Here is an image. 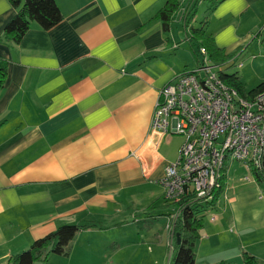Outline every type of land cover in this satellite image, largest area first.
Returning a JSON list of instances; mask_svg holds the SVG:
<instances>
[{"label": "crops", "instance_id": "obj_1", "mask_svg": "<svg viewBox=\"0 0 264 264\" xmlns=\"http://www.w3.org/2000/svg\"><path fill=\"white\" fill-rule=\"evenodd\" d=\"M165 1L55 0L61 22L47 31L32 24L11 44L2 31L14 10L0 0V59L8 63L0 92V264L62 225L96 229L110 208L122 215L141 205L148 220L166 224L176 214L158 183L171 163L160 149L176 134H152L150 122L158 91L195 68L187 63L194 55L184 10L167 42L154 18ZM202 5L205 31L233 55L220 72L240 78L249 67L252 80L263 81L264 0H202L190 26H199ZM225 163L223 190L194 245L195 264L198 253L219 249L227 255L203 264L264 260V184L252 178L245 190L229 187V168L242 163Z\"/></svg>", "mask_w": 264, "mask_h": 264}, {"label": "built area", "instance_id": "obj_2", "mask_svg": "<svg viewBox=\"0 0 264 264\" xmlns=\"http://www.w3.org/2000/svg\"><path fill=\"white\" fill-rule=\"evenodd\" d=\"M200 56L196 69L176 75L158 91L150 122L152 134L183 137L176 160L164 166L158 180L170 203L186 196L211 201L226 161L258 169L264 157V95L239 97L212 71L222 66H210L202 48ZM176 216L166 225L171 240Z\"/></svg>", "mask_w": 264, "mask_h": 264}, {"label": "trees", "instance_id": "obj_3", "mask_svg": "<svg viewBox=\"0 0 264 264\" xmlns=\"http://www.w3.org/2000/svg\"><path fill=\"white\" fill-rule=\"evenodd\" d=\"M14 15L4 26L2 31L3 39L11 44H17L22 36L28 31L32 24H36L41 30L47 31L58 25L62 20V14L55 0H7ZM202 0H187L184 7V0H166L155 14L154 18L160 22L162 33L168 41L170 28L177 18L179 11L184 10L182 21L186 31V39L190 44L196 62L200 63V49H204L211 63L220 66L233 55H225L218 49L212 37L205 31V23L201 22L198 27L190 26L198 4ZM210 2V0H206ZM212 6L210 5L209 9ZM8 63L0 59V92L6 82ZM218 77L227 88L236 92L239 97L252 100L258 95H264V80L254 88L247 89L235 73L218 72ZM264 106V100H263ZM249 174L258 184H264V157L261 160V167L256 169L248 167ZM223 172V170H222ZM224 175L220 178V187L214 191L211 201L195 200L191 196L181 198L175 204L177 216L172 222V236L174 237V248L176 254L172 264H195L194 245L199 239V231L203 227L204 211L212 208L223 190ZM91 226L62 225L54 232L34 240L29 247L11 254L6 264H33L37 261L45 262L48 254L68 255L69 243L82 229ZM176 235H178V243ZM253 258L245 257V263L251 264ZM218 264H225L220 262Z\"/></svg>", "mask_w": 264, "mask_h": 264}, {"label": "rangeland", "instance_id": "obj_4", "mask_svg": "<svg viewBox=\"0 0 264 264\" xmlns=\"http://www.w3.org/2000/svg\"><path fill=\"white\" fill-rule=\"evenodd\" d=\"M205 7L206 6L202 5L198 11L197 17L198 19L201 17V20H197L195 23L197 26L201 21H203L202 17L206 11ZM183 48L188 49L187 43H184ZM193 58L194 60L190 56L187 63L190 65V68L194 67L196 69L198 63L196 62L195 57ZM201 59L202 58L200 56V60ZM240 62L241 61L236 62V65ZM209 65L213 66L214 64L209 61ZM246 69L247 71L245 70L244 73L243 70H241V73L239 72V79L242 83H244L247 89H252L259 83L260 80H252L253 76L250 74L251 72L249 67ZM217 70L218 67H214L212 69L215 73H218ZM229 72L231 71L229 70ZM181 141V137L176 135L167 137L160 149L161 155L165 159L174 162L177 158V150L179 149L178 147L180 146ZM226 164L227 163H225V166ZM227 174L228 176L225 182L226 185H229V187L239 186L240 190H245L254 186L252 177L244 164L233 163ZM259 192V196L264 199V185L262 186V189H259ZM156 204L157 205L155 207L160 206L159 201ZM141 207L142 206L139 205L136 210L134 205L130 206L129 210H122V213L124 212L122 215H119L117 212V215H115V211H111L110 208L107 211L108 218L105 220L101 219V224L97 225L98 227L96 229L81 231L75 235L73 240L69 243L67 249L68 255H55L53 253H49L45 262L38 261L34 264H172L173 258L176 254V250L174 248V237L171 240V235L169 238L166 226H162L164 220L159 219L163 217L158 216L155 220H152L151 218L148 220V217L145 212L142 211ZM169 209L172 208L169 206ZM155 210L158 211L159 209ZM208 212L209 210H206L203 214V221L205 223L209 220L210 214ZM154 213L155 212H152L151 215ZM123 219L124 223L122 226L118 227L114 225L120 224ZM171 220L172 218H169L167 224H171ZM137 223L140 224V227ZM164 223L166 224V222ZM133 229L139 231L131 232L130 230ZM226 229V235L231 236L230 233H232V230H230V233L228 234V230L232 229L231 226L227 225ZM138 233L139 235L137 237ZM199 242L200 240L197 239L195 241V245L198 246ZM223 252L224 250L222 251L219 249L208 253H198L196 264H203L208 261L213 262L219 257L227 255L223 254ZM232 264H236V260H234ZM255 264H264V260L257 261Z\"/></svg>", "mask_w": 264, "mask_h": 264}, {"label": "water", "instance_id": "obj_5", "mask_svg": "<svg viewBox=\"0 0 264 264\" xmlns=\"http://www.w3.org/2000/svg\"><path fill=\"white\" fill-rule=\"evenodd\" d=\"M178 237H179V236H178V235H176V238H177V243L179 242V241H178Z\"/></svg>", "mask_w": 264, "mask_h": 264}]
</instances>
